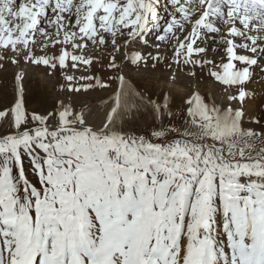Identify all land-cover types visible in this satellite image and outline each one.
Instances as JSON below:
<instances>
[{"label":"snow or ice","instance_id":"1","mask_svg":"<svg viewBox=\"0 0 264 264\" xmlns=\"http://www.w3.org/2000/svg\"><path fill=\"white\" fill-rule=\"evenodd\" d=\"M0 74V264H264V0H0Z\"/></svg>","mask_w":264,"mask_h":264},{"label":"rangeland","instance_id":"2","mask_svg":"<svg viewBox=\"0 0 264 264\" xmlns=\"http://www.w3.org/2000/svg\"><path fill=\"white\" fill-rule=\"evenodd\" d=\"M10 78V73H9ZM0 80H3V75L0 74ZM108 99V93L103 90H96L92 92L90 95L81 97L83 102H87L88 104L94 107H102L103 103ZM28 106L30 108H37L50 103V98L47 90L43 85V73L36 72L30 73L29 75V92L27 96ZM2 106V104H0Z\"/></svg>","mask_w":264,"mask_h":264},{"label":"bare ground","instance_id":"3","mask_svg":"<svg viewBox=\"0 0 264 264\" xmlns=\"http://www.w3.org/2000/svg\"><path fill=\"white\" fill-rule=\"evenodd\" d=\"M162 3H163V0H162ZM164 13H162V15H163Z\"/></svg>","mask_w":264,"mask_h":264}]
</instances>
